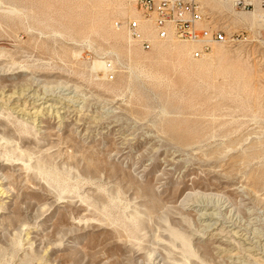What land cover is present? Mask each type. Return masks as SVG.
Here are the masks:
<instances>
[{
  "label": "rangeland",
  "instance_id": "rangeland-1",
  "mask_svg": "<svg viewBox=\"0 0 264 264\" xmlns=\"http://www.w3.org/2000/svg\"><path fill=\"white\" fill-rule=\"evenodd\" d=\"M214 7L245 38L195 59L177 38L133 40L132 0H0V90L81 109L39 132L0 103V264H264V16ZM201 201L251 244L209 235Z\"/></svg>",
  "mask_w": 264,
  "mask_h": 264
},
{
  "label": "built area",
  "instance_id": "built-area-1",
  "mask_svg": "<svg viewBox=\"0 0 264 264\" xmlns=\"http://www.w3.org/2000/svg\"><path fill=\"white\" fill-rule=\"evenodd\" d=\"M143 18L153 22L157 37L168 39L171 35L197 46L191 51L195 59H201L211 51L214 43L234 44L245 38V30L233 28L227 12L214 7L216 2L230 4L236 12L264 13V0H133ZM122 24V23H121ZM133 38L144 49H151L152 42L143 37L138 19L126 22ZM264 28V23H260ZM264 39V33L258 32ZM109 67L112 65L109 63Z\"/></svg>",
  "mask_w": 264,
  "mask_h": 264
},
{
  "label": "bare ground",
  "instance_id": "bare-ground-1",
  "mask_svg": "<svg viewBox=\"0 0 264 264\" xmlns=\"http://www.w3.org/2000/svg\"><path fill=\"white\" fill-rule=\"evenodd\" d=\"M219 3H222V2H219ZM222 4L223 5H227L232 10L230 4H228V3H222ZM134 6H135V4H134ZM112 8H113V10L114 9H117V7L114 6V5L112 6ZM135 8H136V6H135ZM118 10L123 15L127 14V12H128V9H125L123 7L118 8ZM136 10L138 11L137 8H136ZM232 11H234V10H232ZM254 12H256V11H254ZM263 16H264V13H262V17ZM143 19L145 21H147V24H143V22L140 23V30L142 32L143 37L146 38V39L151 38V40L155 41L158 37H157L156 31H155V28L153 26V22L150 19H145V18H143ZM129 20H134V19H128L127 21H129ZM126 22H125V26H126V29L128 31L129 36L133 40L139 42L136 38H133L132 37L130 31L127 28ZM148 26H151L152 29L150 27H148ZM105 35L108 38L113 39L115 42H121L124 39V34L121 31H118V32H116V31H109ZM169 38H175V37L173 35H171ZM176 40H178V39H176ZM178 41H181V40H178ZM181 42L191 43V44L194 45V48L197 46L193 42H189V41H181ZM216 44H219V43H214L212 45L211 51H212L213 47ZM211 51L208 54H206L204 57L208 56L211 53ZM177 69L179 70L178 75H181L177 79V81L179 80V81H182L183 82L184 81V76H182V75H185L186 69L184 67H182V66L177 67ZM147 72H148L147 74H149L150 76H154L155 75V76H158V77H160V78H162L164 80H167L168 82H170L172 84L173 83H176L175 79H173L169 75H162L160 73H157L156 74L153 71H147ZM36 86H37V84H36ZM36 86H35V84H29V85H27L25 87H23V86L21 88H18L17 87V89L12 90V91H9V92H7L6 89H1L0 90V103H4V104L8 105V107H10L11 110H13L14 112L22 115L21 117L24 116V118H22V120H21L22 123L24 125H28V124L32 125L33 128L36 131H39V132H43L44 131L43 130V128L45 127V124L44 123L49 118H51V119L52 118L58 119V122L62 125V124H66L67 122L70 121L69 118L71 117V115L69 116V114L71 112L72 113H75V115L77 114V116H78V113L80 112L81 109L73 108V105L70 104V100H72V97H69L67 95V93H63V94H59V93H57V94H55V93H49L47 90H45L46 89L45 87H44V90H41L39 88L37 89ZM81 114H79V115H81ZM21 152H23V150ZM36 163H39V162H36ZM42 165H44V164L42 163L41 166ZM1 178L2 177H0V196L1 195L3 196L4 194H6L5 193L6 192V188H5L4 182L2 180L3 178L2 179ZM242 189H243V191L247 192L248 194H251V192L253 193V191L250 188L246 187V186H243ZM193 206H194L193 207L194 209H196V210L198 209V210L201 211V213L199 214V217H201V219H203V221H208L207 224L205 223L206 224L205 225V228L206 227L208 228L209 235L216 236L217 239H218V241L221 242L222 244L227 245V246L234 245L235 244L231 239H224V238L221 237L222 232L225 231V230H226L227 237H230L231 238V236H230V234H231L232 237H234V239L238 238V240L242 241V244L243 245L244 244H246V245H250L251 244V242L248 240V238L247 237H244L242 234H239L238 231L235 230L232 225H228L225 228L224 225H222L223 223H220L219 222L220 219H218L217 213H215L213 211V210H216L215 209L216 208L215 206L213 207V206H211L209 204H205L202 201L200 203L194 204ZM227 227L229 229H227ZM170 232H171V234L175 238H179L181 240V242H182L183 245L188 246V242L186 241V239L184 238V236H182L180 233H178L174 229H170ZM217 249L220 250L221 253L227 254L228 256L230 255L233 258L235 257L236 254H238V253L235 254L234 253V250H232L231 248L228 249V248H223L221 246H218ZM235 260H236V258H235ZM240 261L237 260V261H235V263L236 264H243Z\"/></svg>",
  "mask_w": 264,
  "mask_h": 264
}]
</instances>
